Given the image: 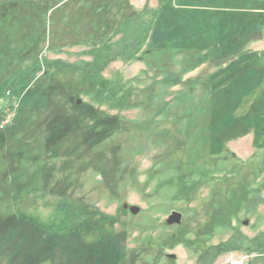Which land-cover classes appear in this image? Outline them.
Listing matches in <instances>:
<instances>
[{"label": "rangeland", "instance_id": "rangeland-1", "mask_svg": "<svg viewBox=\"0 0 264 264\" xmlns=\"http://www.w3.org/2000/svg\"><path fill=\"white\" fill-rule=\"evenodd\" d=\"M146 6L179 50L66 67ZM1 91L0 264H197L264 234V0H0Z\"/></svg>", "mask_w": 264, "mask_h": 264}, {"label": "trees", "instance_id": "trees-1", "mask_svg": "<svg viewBox=\"0 0 264 264\" xmlns=\"http://www.w3.org/2000/svg\"><path fill=\"white\" fill-rule=\"evenodd\" d=\"M209 1L213 2L215 0ZM154 19L157 20L156 11L146 6L142 12L130 16L124 23L123 28L118 29L121 36L117 42L110 41L111 43L109 42L105 45L94 48L92 53L89 54L93 55L92 61H81L79 64L66 63V67L70 68V70L76 71L81 77L87 79L91 73L102 72L110 63L119 59L129 61L133 56L134 58L135 56L138 57L141 52H143V58L149 57L150 59L153 58L158 61L156 58L162 57L166 54L168 51L166 48H169L170 50H179V48L162 47L158 46L157 43H154L152 38H150L151 34L157 29V23H154L156 21ZM146 44L153 45H151V49H148ZM153 61H151L152 66ZM4 96V92L1 91L0 99ZM262 237H264V234L240 242H238L239 240L237 239H229V241H226L225 243L208 247L197 253V264H215L217 259L226 252L240 251L244 249L252 251L251 248L253 247V250L264 251ZM158 258L159 256L153 258L149 257L148 259H150L151 264H157Z\"/></svg>", "mask_w": 264, "mask_h": 264}, {"label": "water", "instance_id": "water-1", "mask_svg": "<svg viewBox=\"0 0 264 264\" xmlns=\"http://www.w3.org/2000/svg\"><path fill=\"white\" fill-rule=\"evenodd\" d=\"M128 205L125 204V208H127ZM130 211L133 213V214H137L139 211H140V207H137V206H131L130 208ZM182 221V213L178 212V211H173L169 217L167 218V223L169 225H172V224H175V223H181ZM249 222L246 221L245 222V225H247Z\"/></svg>", "mask_w": 264, "mask_h": 264}, {"label": "built area", "instance_id": "built-area-1", "mask_svg": "<svg viewBox=\"0 0 264 264\" xmlns=\"http://www.w3.org/2000/svg\"><path fill=\"white\" fill-rule=\"evenodd\" d=\"M8 122H9L8 119L4 120V121L1 123V125H0L1 128H3ZM232 264H242V262L237 261V262H232Z\"/></svg>", "mask_w": 264, "mask_h": 264}]
</instances>
